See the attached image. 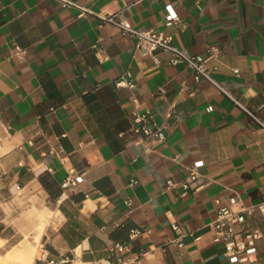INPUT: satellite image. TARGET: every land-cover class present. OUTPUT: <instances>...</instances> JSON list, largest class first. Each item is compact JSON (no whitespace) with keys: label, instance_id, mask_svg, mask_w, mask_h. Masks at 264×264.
<instances>
[{"label":"crops","instance_id":"crops-1","mask_svg":"<svg viewBox=\"0 0 264 264\" xmlns=\"http://www.w3.org/2000/svg\"><path fill=\"white\" fill-rule=\"evenodd\" d=\"M71 1L89 13L0 0V264L23 244L36 251L28 264H95L117 242L130 249L111 264H231L211 230L222 207L247 210L238 231L259 233L237 264H264V131L169 54L157 64L100 19L122 12L132 28L172 36L191 55L217 50L216 79L264 119V0ZM15 45L25 60L11 56ZM128 73L135 88L118 87ZM135 109L165 140L134 133ZM197 163L210 184L186 190ZM73 169L85 173L83 192L63 194ZM13 191L21 197L9 201ZM14 203L30 219L13 217Z\"/></svg>","mask_w":264,"mask_h":264},{"label":"built area","instance_id":"built-area-1","mask_svg":"<svg viewBox=\"0 0 264 264\" xmlns=\"http://www.w3.org/2000/svg\"><path fill=\"white\" fill-rule=\"evenodd\" d=\"M64 6H72L81 11L80 16L89 13V10L83 6L72 2L71 0H57ZM122 12L111 16H100V19L107 24H111L118 28L122 35L135 40V50L142 53L143 56H149L154 59L158 64V53L164 52L170 55V63L172 65L183 64L192 72V75L197 83L204 80L210 83L220 93L231 98L238 106H240L248 116L258 125V127L264 131V119H262L256 112H253L245 108L241 103L235 100L226 90L225 86L216 79V75L219 73L218 67H210L209 61L215 55L217 50H213V55L210 57H204L202 55H191L173 45L172 36H168L155 31L136 30L123 22L121 17ZM168 23L173 26H179L181 19L175 13H170L168 16ZM11 56L17 57L20 60H25L26 50L18 45H15L11 49ZM109 58L107 55L101 54L99 60L101 62L107 61ZM238 74V71H234ZM118 87H127L134 89L135 84L131 79V75L126 74L120 82L117 83ZM137 106L138 102L134 101ZM135 109L132 114L134 117L133 131L135 134L143 135L144 137H152L157 141L165 140V134L161 130H153L144 123L147 122V116H140ZM201 163H197L191 171L189 178L182 184L184 189H194L199 191L207 187L210 183L202 180L197 172V169L201 166ZM85 173L76 172V170H70L69 174L62 184V189L66 192L82 193L81 184L84 181ZM176 184L169 182V187H175ZM88 198L89 195L86 194ZM219 203V202H218ZM233 204H238L237 200H232ZM127 206L132 207V203L128 202ZM259 210L264 217V204L259 206ZM247 210L241 209L234 211L231 207H222L218 211L217 219L211 224V230L213 233V241L216 244H222L225 249V256L229 259L231 264H237L248 260V256L252 255L255 247V242L259 238L258 232H240L238 228L245 222V214ZM176 231H179L177 226L174 227ZM139 230H134L131 233V238H136L140 235ZM130 249L129 244L123 242H117L110 245L107 248L109 258L101 260L95 264H111V257L114 255H123ZM55 264L54 262H51Z\"/></svg>","mask_w":264,"mask_h":264},{"label":"rangeland","instance_id":"rangeland-1","mask_svg":"<svg viewBox=\"0 0 264 264\" xmlns=\"http://www.w3.org/2000/svg\"><path fill=\"white\" fill-rule=\"evenodd\" d=\"M11 196H12V198H10L9 201H12V200H15V199L21 197V195L19 194L18 191H13V192L11 193ZM14 202H15V201H14ZM21 204H22V203H21ZM21 204H20V208L15 207V206H16L15 203L12 204V205H9L11 209H12V207L14 206L15 209H16V211H18V213H15V214L13 215V217H18L19 215L22 214V217L26 218V220H27V219H30V216L24 215L23 212H21V211H23L24 208H25V207L23 208V207H22L23 205H21ZM26 209H27V208H25L24 211H27ZM43 216H44V213H42V214L40 215V218H39V220H40V224H39L38 228H39V227H40V228H41V227H44V228H43V233H44L45 228H46V225H47V223H48V218L42 220V219H43ZM41 223H43V224H41ZM37 230H38V229H37ZM41 232H42V230H40L39 232L37 231V233H36V241H37V242H39V240H40V238H41V236H42V235H41V236L38 235V234L41 233ZM43 233H42V234H43ZM35 252H36V251H35V250H32V248H31L28 244H23L22 246H20V248H16L13 252H11V253L6 257V259H4V260H5V262H7L8 264H10L12 261H17V262H19L20 264H28V263L31 262V260H33V258L35 257Z\"/></svg>","mask_w":264,"mask_h":264}]
</instances>
